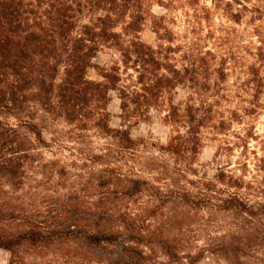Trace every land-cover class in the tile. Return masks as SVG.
Segmentation results:
<instances>
[{
	"label": "trees",
	"instance_id": "1",
	"mask_svg": "<svg viewBox=\"0 0 264 264\" xmlns=\"http://www.w3.org/2000/svg\"><path fill=\"white\" fill-rule=\"evenodd\" d=\"M151 1L0 0V248L8 252L6 264H52L45 254L55 250L69 264H79L82 253L93 255L89 244L111 246L122 230L127 237L136 236L137 219L115 206L108 209L101 197L87 205L71 185L65 196L48 195L46 212L33 202L29 209L22 201L20 192L30 193L34 201L36 192L67 187L64 169L57 172L55 161L37 166L31 162L42 157V134L50 122L63 121L73 143L81 139L76 131H99L110 146L97 155L103 160L135 155L144 142L132 138L127 128L111 127L108 105L113 98L123 120L144 119L154 111L170 127L167 142L161 145L164 154L187 173L193 170L205 134L231 135L242 146L256 135L248 132L250 128H244V134L233 129L234 123L243 125L244 118L228 105V72L243 62L236 51H225L233 31L213 27L212 8L199 6V0H156L172 8L189 7L191 11H185L189 28L179 35L169 27L175 19L151 15L156 43L148 44L140 32ZM209 1L217 8L222 0ZM232 1L244 6L248 0ZM259 43L255 54L262 61L264 39ZM100 53L110 55L103 65L93 62ZM255 66H246L251 76L246 84L258 76ZM253 88L258 92L260 85ZM178 90L184 95L175 99ZM258 161L263 172L259 180L246 181L245 175L226 170L206 184L208 189L221 182L233 188L221 206H233L244 220L259 221L264 215V201L251 203L245 196L253 187L264 193V159ZM159 170L166 172L165 167ZM104 171L109 179L105 181L100 170L98 188L112 182L122 197L143 187L137 175H122L113 168ZM52 173L58 174L59 182L52 183ZM92 188L85 183L80 190L87 196ZM259 230L256 225L246 239L254 241ZM78 235L84 252L71 251L68 245ZM240 248L235 237L226 247L235 255L234 264H243Z\"/></svg>",
	"mask_w": 264,
	"mask_h": 264
},
{
	"label": "rangeland",
	"instance_id": "2",
	"mask_svg": "<svg viewBox=\"0 0 264 264\" xmlns=\"http://www.w3.org/2000/svg\"><path fill=\"white\" fill-rule=\"evenodd\" d=\"M229 2L222 0L217 4L219 7L214 8L209 0H199V6L206 4L212 8L213 27L233 31L225 51H236L242 57V65L228 72L226 87L231 95L229 107L244 114L243 125L234 123V131L244 134V128H250L248 132L256 134L249 137L245 145L242 146L231 135L205 134L207 137L194 159L192 172L181 171V166L165 155L161 148L167 142L170 127L154 111L144 119H121L116 98L108 105L110 125L127 128L132 138L144 140L135 155H116L100 160L97 155L110 146L99 131L93 128L76 131L81 139L73 143L67 137L68 128L63 121L50 122V127L44 129L42 157H33L31 162L37 166L40 162L48 164L55 161L54 169L57 172L64 169L67 187L36 192L34 201L30 193L20 192L22 201L28 203L29 209V203L33 202L37 205L35 208L46 212L48 195L54 198L65 196L71 185L87 205L101 197L108 209L115 206L120 212L126 211L137 219L135 237H127L122 230L118 238L111 239V246L89 244L93 255L82 253L79 264H234V253L226 249L234 237L240 244L239 255L243 264H264V215L259 221L244 220L232 211L233 206H221V200L228 199L233 188L222 182L212 189L206 187L207 182L215 181L221 171L227 174L226 170L234 175H245L246 181L259 180L263 176L257 164L259 158L264 159V56L259 61L255 53L259 51V40L264 39V0L244 1V6L236 1ZM185 11L191 10L187 6H163L152 0L140 37L148 44L156 43L151 15L175 19V23L169 27L179 35L184 33L189 28ZM109 60L108 53H100L93 62L103 65ZM252 64L258 68V76L252 77L251 83L246 84L251 78L247 67ZM89 74L94 77L92 69ZM254 85H260L258 92H254ZM183 95L184 91L178 90L175 99ZM244 108L251 110L244 113ZM112 149L115 150L114 147ZM159 167H165L166 172L161 173ZM112 168L122 175H137L143 187L122 197L118 193L120 188L112 182H106L102 188L96 187V174L102 170L105 181H108L109 172L104 170ZM28 173L32 174V171ZM57 175L52 173V183L59 182ZM85 183H91L93 187L87 196L80 190ZM245 196L251 203L264 201V193L258 187H253ZM116 225L119 227V223L116 222ZM256 225L261 230L256 239L250 242L246 238ZM71 239L73 241L68 242L71 251H85L81 236ZM45 255L52 264H69L58 250ZM7 257L8 252L0 248V264H6Z\"/></svg>",
	"mask_w": 264,
	"mask_h": 264
}]
</instances>
